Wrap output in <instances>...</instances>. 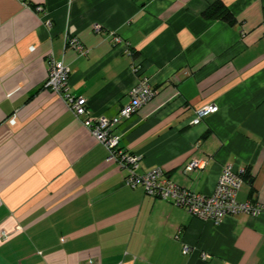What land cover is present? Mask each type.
<instances>
[{
  "label": "crops",
  "instance_id": "0c3cea01",
  "mask_svg": "<svg viewBox=\"0 0 264 264\" xmlns=\"http://www.w3.org/2000/svg\"><path fill=\"white\" fill-rule=\"evenodd\" d=\"M215 1L0 0V264H264V211L216 224L128 185L45 87L53 56L112 118L150 79L152 99L113 129L137 173L212 194L230 164L245 171L238 201L264 205V0H224L235 25L202 16ZM207 105L219 109L194 124Z\"/></svg>",
  "mask_w": 264,
  "mask_h": 264
},
{
  "label": "built area",
  "instance_id": "2783aa9c",
  "mask_svg": "<svg viewBox=\"0 0 264 264\" xmlns=\"http://www.w3.org/2000/svg\"><path fill=\"white\" fill-rule=\"evenodd\" d=\"M116 40L121 42L122 39L117 37ZM66 44L80 55L88 53L87 48L76 36L68 35ZM140 67L139 64L134 65L136 71H140ZM69 78L70 68L63 61H58L51 56L45 87L58 94L75 117L91 131L98 142L107 148L108 160L116 161L128 170L126 178L128 185L135 187L140 183L148 194L164 200H171L175 204L185 207L195 217L216 224L229 215L240 213L258 215L264 211V205L257 204L252 200L238 201L237 195L244 182L245 171H238L230 164L222 169L212 194L195 193L180 186L166 175L162 167H155L143 175L137 173L140 156L129 153L120 147L121 135L114 133L113 129L121 120L130 118L152 99L155 90L150 79L146 77L140 79L129 91L130 101L122 107L117 116L109 118L94 116L89 109L87 99L72 93ZM218 109L217 105H207L197 109L193 123H200L205 116L217 112ZM199 165L200 162L194 160L190 163L189 168ZM184 251L188 252L189 249L186 247Z\"/></svg>",
  "mask_w": 264,
  "mask_h": 264
},
{
  "label": "trees",
  "instance_id": "16d2710c",
  "mask_svg": "<svg viewBox=\"0 0 264 264\" xmlns=\"http://www.w3.org/2000/svg\"><path fill=\"white\" fill-rule=\"evenodd\" d=\"M202 16L206 19L216 20L221 19L230 25L237 23L236 16L232 13L229 6L224 0H216L210 4L202 13Z\"/></svg>",
  "mask_w": 264,
  "mask_h": 264
}]
</instances>
